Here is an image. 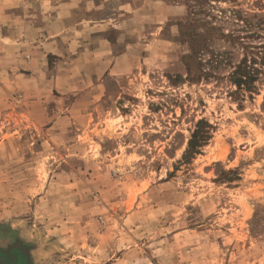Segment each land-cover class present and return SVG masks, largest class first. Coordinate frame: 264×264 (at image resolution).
Listing matches in <instances>:
<instances>
[{
  "label": "rangeland",
  "instance_id": "obj_1",
  "mask_svg": "<svg viewBox=\"0 0 264 264\" xmlns=\"http://www.w3.org/2000/svg\"><path fill=\"white\" fill-rule=\"evenodd\" d=\"M242 43L264 0H0L6 263L264 264V74L186 72Z\"/></svg>",
  "mask_w": 264,
  "mask_h": 264
},
{
  "label": "trees",
  "instance_id": "obj_2",
  "mask_svg": "<svg viewBox=\"0 0 264 264\" xmlns=\"http://www.w3.org/2000/svg\"><path fill=\"white\" fill-rule=\"evenodd\" d=\"M238 20V19H237ZM244 22L245 28H251V24L247 20L240 19ZM209 24L205 22V25ZM210 25V24H209ZM214 27H207L208 31ZM198 37H200L198 35ZM229 37L238 42H242L241 37L235 34H229ZM241 46L242 57L236 63L230 62V59L223 57L221 53H213L209 59L204 60L201 56H197L194 60L188 56L190 63L186 65V72L190 81H198L201 78H209L212 76L211 70L218 69L220 66L227 65L230 68L228 79L230 84L235 88L231 95L240 96L246 93L251 96L257 90L256 83L260 75L264 74V44L260 46H252L242 43L236 44ZM200 55V54H199ZM225 55V54H224ZM192 66L195 70L192 72ZM208 124L205 121H199L188 141V148L185 154L186 159L198 152L209 139Z\"/></svg>",
  "mask_w": 264,
  "mask_h": 264
},
{
  "label": "crops",
  "instance_id": "obj_3",
  "mask_svg": "<svg viewBox=\"0 0 264 264\" xmlns=\"http://www.w3.org/2000/svg\"><path fill=\"white\" fill-rule=\"evenodd\" d=\"M3 255L2 251H0V264H7Z\"/></svg>",
  "mask_w": 264,
  "mask_h": 264
}]
</instances>
